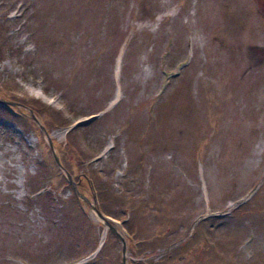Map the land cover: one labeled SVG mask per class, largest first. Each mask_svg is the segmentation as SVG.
Segmentation results:
<instances>
[{
  "label": "rangeland",
  "instance_id": "rangeland-1",
  "mask_svg": "<svg viewBox=\"0 0 264 264\" xmlns=\"http://www.w3.org/2000/svg\"><path fill=\"white\" fill-rule=\"evenodd\" d=\"M0 100V264H264V0H0Z\"/></svg>",
  "mask_w": 264,
  "mask_h": 264
},
{
  "label": "bare ground",
  "instance_id": "bare-ground-1",
  "mask_svg": "<svg viewBox=\"0 0 264 264\" xmlns=\"http://www.w3.org/2000/svg\"><path fill=\"white\" fill-rule=\"evenodd\" d=\"M82 9H84V10H88V7L87 6H85V5H82V6H80ZM124 43L122 44V46H121V48H120V50H119V52H118V55H117V57H116V61H115V66H114V71H115V73H116V75H117V72H118V68H119V65H120V62H121V58H122V54H123V51H124ZM38 94H40V93H38ZM37 94V95H38ZM118 97H119V93H118V91H116V94H114V96H113V98L111 99V101L109 102V106L110 105H112V104H114L116 101H117V99H118ZM107 151H105V152H103V154L102 155H104L105 153H106ZM53 156H54V160H55V162L57 163V165L59 166V168L64 172V174L66 175V178L69 180V182H71L72 183V179H71V175L61 166V164L59 163V160H58V158H57V161H56V159H55V157H57L56 156V154L55 153H53ZM94 210V212H95V214H96V217L99 219H101L102 221H104L103 220V215L101 214V215H99L98 213H97V211L95 210V209H93ZM104 238H105V236H104ZM103 238V239H104ZM103 241V240H102ZM99 243H101V242H99Z\"/></svg>",
  "mask_w": 264,
  "mask_h": 264
},
{
  "label": "water",
  "instance_id": "water-1",
  "mask_svg": "<svg viewBox=\"0 0 264 264\" xmlns=\"http://www.w3.org/2000/svg\"><path fill=\"white\" fill-rule=\"evenodd\" d=\"M1 103H7V104H11L10 102H7V101H4V100H1L0 101ZM55 159H56V161H57V157H55ZM58 162V161H57ZM97 213L99 214V215H101L100 213H99V211H97Z\"/></svg>",
  "mask_w": 264,
  "mask_h": 264
}]
</instances>
